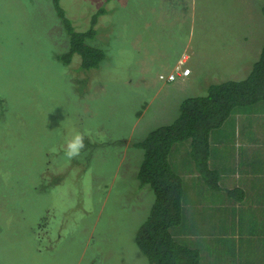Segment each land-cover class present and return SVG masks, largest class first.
<instances>
[{
  "label": "rangeland",
  "instance_id": "rangeland-1",
  "mask_svg": "<svg viewBox=\"0 0 264 264\" xmlns=\"http://www.w3.org/2000/svg\"><path fill=\"white\" fill-rule=\"evenodd\" d=\"M242 1L241 10L255 6L262 15H234L244 28L252 20L256 42L243 51L250 66L231 68L238 53L219 49H239V40L225 38L219 17L234 0H60L73 30H65L53 0H0V264H148L136 236L155 197L138 183L145 154L135 144L171 125L183 100L251 73L264 45V0ZM101 9L93 46L101 45L105 60L89 71L78 55L65 65L59 58L69 52L71 32L90 30ZM179 59L192 75L171 82ZM262 104L243 111L255 131L235 130L234 117L216 129L228 142L223 176L213 178L221 189L195 171L189 142L169 156L193 189L186 219L171 231L212 263L264 264V226L249 230L230 195L264 173ZM75 132L86 147L68 160L65 139ZM246 142L257 146L247 166L236 159L248 153Z\"/></svg>",
  "mask_w": 264,
  "mask_h": 264
},
{
  "label": "trees",
  "instance_id": "trees-1",
  "mask_svg": "<svg viewBox=\"0 0 264 264\" xmlns=\"http://www.w3.org/2000/svg\"><path fill=\"white\" fill-rule=\"evenodd\" d=\"M53 4L64 21L65 30H73L60 0H53ZM105 13L104 9L93 12L91 29L87 32H71L69 52L60 57V61L69 65L78 55L82 58L83 71L99 68L106 54L98 48L101 45L94 47L93 44L102 35L95 41L96 28L102 26L103 22H99L103 21ZM252 67L251 73L242 81L213 83L205 96L183 100L179 106V117L171 125L154 129L143 141L135 144L145 154L137 175L138 183L141 188L149 186L155 197L150 214L136 236L137 246L148 264H201L200 252L179 245L171 233L183 218L185 189L182 178L173 171L169 156L176 144L189 142L195 171L211 188L221 189L213 183V178L218 179L221 171L211 169L210 135L238 109H247L264 101V45ZM236 193L240 194L238 200H241V191H230L233 197Z\"/></svg>",
  "mask_w": 264,
  "mask_h": 264
},
{
  "label": "crops",
  "instance_id": "crops-1",
  "mask_svg": "<svg viewBox=\"0 0 264 264\" xmlns=\"http://www.w3.org/2000/svg\"><path fill=\"white\" fill-rule=\"evenodd\" d=\"M243 3L244 2L242 0H234V3L230 5V11H228L226 14L222 13L219 17L220 20L221 18H223L226 22V26L223 25V23L221 24V32L224 31V35L227 36L225 38H228L230 41V40H234L231 38L235 37L236 38L234 40L235 46H237L236 40H239V49L235 48L234 50H232L230 47L219 49L220 55H223V56H227L231 52L238 53L237 55H234L230 59L231 63H234V65H230L231 68H239V65H241L242 63H245L248 67L250 66L249 62L251 61L252 57L249 56L248 61H245L243 57L244 55L243 51L253 49V45L256 42L255 29L253 27L249 28L252 20L248 24V26L245 28L242 23L240 26V24L237 21L236 23L234 22L235 21L234 15L238 12H243V18L241 21H243L244 18L248 19L249 15L252 18L253 11H257L259 12V14H261L259 9L255 6H250V8L246 7L245 10H241ZM234 9H236V12L234 11ZM246 10H248V12ZM262 11L264 12V6L262 7ZM211 20L215 21V19H211ZM207 56L208 54L204 53V59H206ZM206 60H209V58H207ZM220 60L222 61L223 59L221 58ZM191 75H192V72H191ZM191 75L188 77V79L191 77ZM222 81H225V80H222ZM222 81H218V82H222ZM259 103H264V101H261ZM262 107L264 108V104H262ZM244 110L245 109H238L227 119V122H229L231 118L234 117L233 127L235 128V130H241V129H247V128L254 130V127L250 126L248 122L246 121L247 113L243 112ZM260 129L261 131H264V120H262V122L260 123ZM222 140L223 139H221V137L217 134L216 130H214L211 133L210 135V149H211L210 165H211V169L222 171V173L219 172L220 175L223 174V169H222L223 153H224V148L226 147L228 143L227 141L222 143ZM256 147L257 146L255 142H251V143L246 142L242 144V148L248 151V153L245 155L246 156L245 157L241 153L237 152L236 159L239 160L241 159V157H243L244 164L246 166L249 165L254 157ZM262 179L263 181L261 183L257 182ZM182 180H183L184 189H185L184 206H183V214H184L183 220H185L186 215L188 214V211L186 209V200L188 197H191V195L193 194V189L192 187L191 189H186L185 180L183 178ZM235 189H237L238 191H241L242 199L238 200V198L240 197V194L236 193L235 203L238 205V212L242 213L243 217L248 222V225H249L248 229L249 230L255 229L261 225L264 226V173H260L258 176L251 178V180L249 181H246V182L240 181L239 184L235 185ZM171 233L178 243L180 239L185 240L180 234L175 233L174 231L173 232L171 231ZM174 233L177 235H175ZM194 249L200 252L202 264H216V263H212L211 261H209L206 255H203L202 249H200L199 247H194Z\"/></svg>",
  "mask_w": 264,
  "mask_h": 264
},
{
  "label": "clouds",
  "instance_id": "clouds-1",
  "mask_svg": "<svg viewBox=\"0 0 264 264\" xmlns=\"http://www.w3.org/2000/svg\"><path fill=\"white\" fill-rule=\"evenodd\" d=\"M184 61H187L186 57L184 58ZM184 61L179 59L178 64L176 65V67L174 68V70L172 72V75L173 74L175 75L177 70H180L182 73L186 71L183 69ZM188 75L177 76V74H176V76L173 80L170 79L171 76L168 79L172 82L175 79H182V78L186 79V78H188ZM84 139H85V136L81 132H75L70 138L65 139L66 147H65L64 154L68 160L75 159L81 155L82 150H84L86 147V145L84 143Z\"/></svg>",
  "mask_w": 264,
  "mask_h": 264
},
{
  "label": "built area",
  "instance_id": "built-area-1",
  "mask_svg": "<svg viewBox=\"0 0 264 264\" xmlns=\"http://www.w3.org/2000/svg\"><path fill=\"white\" fill-rule=\"evenodd\" d=\"M189 73H190V70H188V69H187L185 72H183V73H182L180 70H177L176 73H175V75L173 74V75L170 77V79L173 80V79L175 78L176 74H177V76H181V75H182V76H186V75H188Z\"/></svg>",
  "mask_w": 264,
  "mask_h": 264
},
{
  "label": "bare ground",
  "instance_id": "bare-ground-1",
  "mask_svg": "<svg viewBox=\"0 0 264 264\" xmlns=\"http://www.w3.org/2000/svg\"><path fill=\"white\" fill-rule=\"evenodd\" d=\"M184 58V57H183Z\"/></svg>",
  "mask_w": 264,
  "mask_h": 264
}]
</instances>
